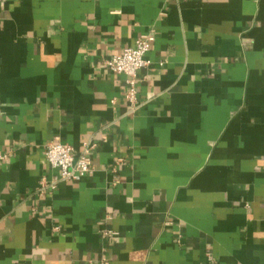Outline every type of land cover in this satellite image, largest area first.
I'll list each match as a JSON object with an SVG mask.
<instances>
[{
  "label": "crops",
  "instance_id": "0c3cea01",
  "mask_svg": "<svg viewBox=\"0 0 264 264\" xmlns=\"http://www.w3.org/2000/svg\"><path fill=\"white\" fill-rule=\"evenodd\" d=\"M1 156L0 264H264V0H0Z\"/></svg>",
  "mask_w": 264,
  "mask_h": 264
},
{
  "label": "built area",
  "instance_id": "2783aa9c",
  "mask_svg": "<svg viewBox=\"0 0 264 264\" xmlns=\"http://www.w3.org/2000/svg\"><path fill=\"white\" fill-rule=\"evenodd\" d=\"M155 42L153 35H145L136 39L132 47L124 49L120 54L114 55L104 61V67L110 73L126 78L129 90L126 98L131 107L136 103V83L138 74L148 68L151 62L147 59L148 53ZM93 144L86 143L82 149L75 151L66 144H48L44 150V157L50 169L57 172V176L50 182L42 181L39 191L55 190L57 184L67 181H79L83 177L91 174V152ZM1 156L0 159H4Z\"/></svg>",
  "mask_w": 264,
  "mask_h": 264
}]
</instances>
